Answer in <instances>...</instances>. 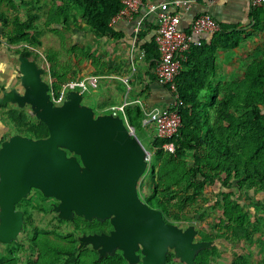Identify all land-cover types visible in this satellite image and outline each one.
<instances>
[{"label":"trees","instance_id":"1","mask_svg":"<svg viewBox=\"0 0 264 264\" xmlns=\"http://www.w3.org/2000/svg\"><path fill=\"white\" fill-rule=\"evenodd\" d=\"M39 1L0 0V44L5 42L14 54L30 57L32 52L25 47L40 43L42 26L35 21L39 14L34 12L43 11ZM122 6V0H53L44 10V24L55 29L75 24L97 36L119 38L123 33L109 23ZM19 8L25 11L24 19L17 14ZM247 19L264 36V6L249 7ZM217 21L219 30L192 48L182 62L176 79L181 126L171 138L153 135L151 159L143 174L150 178V190L139 196L160 210L168 222L200 224L214 211L210 227L214 232L207 234L199 228V240L219 238L248 244L257 248L255 264H264V53L245 64L238 79L213 80L218 50L237 49L243 40V27L238 22ZM150 25L138 33L136 45L154 69L159 51L153 36L146 39L155 27ZM85 55L91 57L89 52ZM50 74L53 80L48 84L55 91L65 82L80 78L67 77L54 66H50ZM149 76L157 80L154 73ZM108 105L105 101L99 108ZM7 112L17 133L34 139L47 137V126L31 112L30 119L22 108ZM143 116L139 104L126 108L135 133L142 126ZM169 141L173 152L163 147ZM210 188L212 198L206 194ZM15 206L23 211L20 233L28 235L8 244L0 264H127L120 251L101 257L91 246H78V236L106 230L111 225L108 219L88 221L77 215L73 220L62 219L51 205H35L30 199H22ZM240 250L230 264H250L251 252ZM215 251L216 246L199 250L195 264H213L210 257ZM174 258L169 251L166 264H173Z\"/></svg>","mask_w":264,"mask_h":264},{"label":"water","instance_id":"2","mask_svg":"<svg viewBox=\"0 0 264 264\" xmlns=\"http://www.w3.org/2000/svg\"><path fill=\"white\" fill-rule=\"evenodd\" d=\"M18 61L21 89L3 90L0 106H29L48 135L13 134L0 144V243L17 239L23 211L15 205L37 189L58 201L52 209L59 218L109 220V234H82L79 248L90 245L101 257L120 250L127 264H166L171 250L184 264H195L198 251L214 241L194 240V224L182 228L168 222L140 198L137 185L148 166L147 150L123 119L96 115L74 90L53 105L41 77L44 68L21 54Z\"/></svg>","mask_w":264,"mask_h":264},{"label":"rangeland","instance_id":"3","mask_svg":"<svg viewBox=\"0 0 264 264\" xmlns=\"http://www.w3.org/2000/svg\"><path fill=\"white\" fill-rule=\"evenodd\" d=\"M52 1L53 0H40L39 3L42 6L43 11L40 12L34 10V12H37L39 14V17L35 21L41 24L42 29L38 34V38L40 41L39 44L33 46L25 45V48H28L32 52L29 58L34 60L38 66H42L44 68L41 77L46 82H50L51 80H53L50 74V66H54L55 69L59 72H64L67 77L76 75L77 77L81 78L88 74L103 75L104 80L102 79L100 81L98 87L90 88L82 95V103L90 106L94 110V113L96 115L100 113L108 114L109 111H104L99 108V99L100 96L103 95V81L105 82L109 79L120 80V78L126 77V73L128 71L127 61L128 55H130L129 53L131 47L128 43V40L126 39V34L122 35L119 38H111L109 36H97L90 30L81 29L75 24L70 25L69 28L58 26L57 29H55L56 26L54 25L46 26L44 24L46 18L44 10L46 11L48 9L49 4ZM57 1L58 0H55V2ZM244 1L245 0H239V6L236 8H231L230 15L232 17L230 16L229 18L233 20V22H238L239 24L241 23L243 27V40L239 48L236 49V53H234L233 50L226 51L229 59H232L233 56H235V61L233 62L234 66L236 67L235 70L226 72L227 77L232 72V76L230 78L233 79H238L242 76L245 64L264 53V36L254 30L249 24V20L246 16L247 8L245 7ZM17 14L22 19L25 18V11L22 8H19ZM82 26H84V24H82ZM1 44L2 45L0 46V52L4 53V57H2V61L0 59V90L7 89L9 87H15L20 90L21 86L18 71V54L13 53V48L10 50L7 49L5 47L7 45L5 42ZM21 47L22 46H20V48ZM86 52H89L91 54L90 58H87V56L85 55ZM142 59L139 61L141 71L138 75V80H141V78H145L146 76L145 74H143V71L148 70L147 62ZM121 88L124 94H126V87L123 85V87ZM160 106L162 107L163 104H161ZM0 107L2 108L0 109V121L3 127V138L7 139L13 134H19L15 131L14 123L9 118L10 115L7 111H17L21 108L13 103L2 105ZM22 109L26 113L27 118L30 119V107L26 105L22 107ZM135 135L137 136L143 147L147 151L151 152V142L154 135L153 127L141 126L136 130ZM139 183L141 184V187L139 189L138 184V193L141 192L143 194H146L150 190V178L148 177V175L141 176L139 179ZM210 192L211 188L206 194L207 196L212 198V194ZM45 198L46 197H44L40 192L31 189L27 197L23 199H30L31 203L35 205H38L39 202H41V204L43 205L51 206L57 203V200ZM238 198H241V196H238ZM214 216L215 212L212 211L211 214L205 217V219L200 224L197 221L171 223H174L182 228H185L189 224H194L195 228L197 229L194 240H199V228L203 229V231L207 234H211L214 232L210 228L213 223L212 218ZM26 235H28V233H19L17 239L20 238L21 240H24ZM213 241L214 244L212 246H216L215 253H213V255L210 257L213 264H230L233 255L241 251L240 248H244L245 250L248 249L251 252L252 255L249 258L250 264H255L259 259V257L257 256L258 252L256 247H250L245 243H240V245L233 244L229 240L219 238H215ZM7 246L8 244L0 243V255H4L7 252ZM174 259L175 261L173 264H184L176 257Z\"/></svg>","mask_w":264,"mask_h":264},{"label":"built area","instance_id":"4","mask_svg":"<svg viewBox=\"0 0 264 264\" xmlns=\"http://www.w3.org/2000/svg\"><path fill=\"white\" fill-rule=\"evenodd\" d=\"M199 0H166L154 2L151 0H122V8L111 17L110 26L113 27L121 21H131L138 16L133 28L137 35L143 22L150 16L155 18L154 42L159 51V59L154 68L157 81L166 86L171 96V102L165 107L154 106L146 110L142 107L144 116L141 124L144 127L152 126L154 136L157 138H171L181 126L179 111V93L177 89V76L186 61L187 55L194 47L202 44L205 36H212L219 30V23L209 12L196 14L188 24L182 25L181 10L188 11ZM211 1V0H210ZM249 7L264 6V0H248ZM104 78L98 74H88L84 77L65 82L59 90L55 91L49 84L48 94L53 105H61L70 90L84 94L90 88L98 87ZM129 77L120 78L126 87V93L130 89ZM129 104L126 94L119 104L110 105L104 111H109L113 116L123 119L127 128L135 134L126 117V107ZM163 147L174 151L172 142H165ZM151 159V152L147 151L146 160Z\"/></svg>","mask_w":264,"mask_h":264},{"label":"crops","instance_id":"5","mask_svg":"<svg viewBox=\"0 0 264 264\" xmlns=\"http://www.w3.org/2000/svg\"><path fill=\"white\" fill-rule=\"evenodd\" d=\"M154 2H162L166 0H151ZM245 7L247 8L246 11L248 12L249 4L248 0L244 1ZM239 6V0H199L197 3L193 4V6L188 10H181V17H182V25H186L190 22V20L198 13L201 12H209L211 13L217 20L219 21H227V22H233V20L230 18V12L231 8H236ZM247 16V14H246ZM232 17V16H231ZM138 19V16H135V18L131 21H121L113 28H115L117 31H120L124 34H126V39L128 40L130 47V55H128V63H127V73L126 76H128L129 82H130V89L126 93L127 100L129 104L127 107L132 106L133 104H139L141 108H145L148 110L151 107L158 106L163 104L162 107L167 106L171 102V96L168 90L158 83V81H152L150 79V74L154 73V69L150 68L149 63L148 70H144L143 74H145V78L139 79L140 74V66L139 61L143 58L144 59V52L142 49H140L136 45V37L137 35L134 34V26L136 24V21ZM150 23H153L155 26V18L154 16L148 17L142 24L141 30H146L147 27H151ZM240 23V27H241ZM155 30V27L153 28ZM151 30L147 35L146 39L153 36L154 30ZM211 38V36H205L203 40L208 41ZM2 44H0L1 46ZM5 46V45H4ZM7 49H12L9 46H5ZM1 51V50H0ZM225 49H220L217 52V67L215 71V75L213 77V80L216 82L218 81H226L228 78L232 76V72L227 77L226 72H229L230 70H235V66L233 62L235 61V56H233L232 59L228 58V55L226 54ZM234 53H236V49L233 50ZM190 53V52H189ZM188 53V54H189ZM229 54V53H228ZM2 57H4V53L0 52V59L2 61ZM142 59V60H143ZM137 60V61H136ZM146 62V60H144ZM137 63V64H136ZM138 67V68H137ZM233 68V69H232ZM103 76V75H102ZM111 77V76H110ZM134 77V78H133ZM233 79V78H230ZM104 80V79H103ZM136 81V82H133ZM132 82V83H131ZM142 82V84H141ZM103 95L100 96L99 102H109V105L119 104L124 99V92L121 87H123V83L121 80L117 79H109L105 82L103 81ZM11 87L7 89H1L0 94L3 90H8ZM7 103L6 105H8ZM107 106V107H108ZM126 107V108H127ZM106 108V107H105ZM105 108L101 110H105ZM0 109H2L0 107ZM4 140L3 138V127L0 121V144Z\"/></svg>","mask_w":264,"mask_h":264},{"label":"flooded vegetation","instance_id":"6","mask_svg":"<svg viewBox=\"0 0 264 264\" xmlns=\"http://www.w3.org/2000/svg\"><path fill=\"white\" fill-rule=\"evenodd\" d=\"M34 190H36V191H38V192H40L39 190H37V189H34ZM31 191V190H30ZM41 193V192H40ZM48 198H51V199H54V198H52V197H48ZM46 199V198H45ZM54 200H56V199H54ZM58 202V201H57ZM111 229H112V226L110 225V227L109 228H107L106 230H100L99 232H92V233H90V234H93V233H97V234H99V233H106V234H109L110 233V231H111ZM88 246H90V245H88ZM117 251H120V250H117ZM171 251V250H170ZM121 252V251H120ZM122 253V252H121ZM138 254H140L139 253V251L137 252ZM141 256V255H140Z\"/></svg>","mask_w":264,"mask_h":264}]
</instances>
